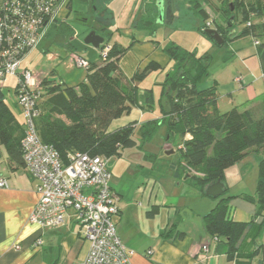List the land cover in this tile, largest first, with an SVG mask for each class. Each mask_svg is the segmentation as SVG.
<instances>
[{
	"label": "trees",
	"instance_id": "trees-1",
	"mask_svg": "<svg viewBox=\"0 0 264 264\" xmlns=\"http://www.w3.org/2000/svg\"><path fill=\"white\" fill-rule=\"evenodd\" d=\"M188 6L203 18L204 23L199 29L215 45L222 46L227 41L243 37L254 39L264 83V43L258 40L264 38V0H188ZM149 15L145 21L156 20L151 13ZM236 23L244 25L241 31H237ZM69 25L67 20L58 17L50 25L51 30L46 36L62 34L70 37L74 30ZM209 28L220 34L221 44L205 33ZM104 44L106 38L99 46L100 50ZM164 51L173 62L171 73L163 81L169 103L164 116L167 117L169 134L179 132L182 138L177 150V164L181 166V173L203 192L210 183L218 180L224 183L225 171L229 167L244 159L249 152L263 147L264 93L251 102L255 103L253 106H234L222 112L218 109L215 84L197 87L207 76L211 56L207 53L198 55L175 44L167 45ZM124 52L125 49L113 43L105 60L98 63L88 61L84 81L75 87H64V98L55 96L40 107L38 99L43 88L47 93H56L59 89L54 82L42 78L36 102L38 113L33 125L40 140L51 145L62 160L70 152L104 158L120 156V150L135 145L131 135L136 128L141 130L143 140L152 135L157 119L138 125L131 121L108 130L113 120L129 114L133 107L140 105L137 84L160 68L150 61L126 81L118 66ZM13 93L15 104L20 107L16 87ZM142 96L141 107L149 109L151 90H144ZM20 112L23 117L21 108ZM25 133L24 117L23 124L16 121L0 89V145L11 160L26 168L22 152ZM187 134L190 138L184 140ZM226 191L225 187L224 193L215 199L214 207L203 215V229L216 240L217 251L223 252L233 264H251L252 258L262 250V244L258 245L256 239L264 227V158L258 164L255 195L243 196L256 205L250 221H236L230 217V200L236 196H226ZM258 218L260 222H257ZM261 261L264 262V259Z\"/></svg>",
	"mask_w": 264,
	"mask_h": 264
},
{
	"label": "crops",
	"instance_id": "crops-1",
	"mask_svg": "<svg viewBox=\"0 0 264 264\" xmlns=\"http://www.w3.org/2000/svg\"><path fill=\"white\" fill-rule=\"evenodd\" d=\"M71 1L63 0L58 12V17L65 21H68ZM87 1L91 5V22L93 24L91 29H94L98 34L108 33L107 36H110L112 33H117L116 31L111 32L109 28L116 26V20L119 21L118 16L122 24L126 26L125 30H129L127 33H130L131 42L128 46H121L115 39L113 42L125 49L119 59L118 66L126 81H129L137 70L142 69L140 61H145L146 64L154 61L160 66V69L164 64L170 62L165 53L159 58H154L155 54H159L157 50L159 42L154 38L141 39L143 47H147L154 54L153 57L147 49H144L148 51L144 58L137 54L138 46H142L137 37L140 34L142 37H154L166 23L168 25L176 24L179 14L175 12L171 4H166L168 5L166 7L163 0H154L153 3H148L147 0ZM122 3L124 8L117 16L114 7ZM186 4L187 10L195 14L189 8L188 1ZM145 7L149 8H147L148 15ZM164 12H166L167 22L160 21L162 16L159 17V15ZM150 13L156 20L148 23L145 20L150 17ZM51 33L57 32L52 31ZM241 39L227 42L237 45ZM263 39L258 40L263 42ZM252 40L254 41L253 38ZM119 41L124 40L121 38ZM209 42L212 43V41ZM44 46L42 48H45ZM128 51L133 53L127 56ZM231 51H237L239 55H242L240 58L243 59L244 73L232 76L230 71L224 74L226 76L224 80L218 77L213 79L211 85L215 84L216 86L217 105L220 111L224 109L220 105V101L223 100V95L218 92L220 90L228 92L227 105L230 108L243 107L244 105L253 106L255 103L251 104V102L259 99L264 93L263 72L257 54V46L255 45L254 51L251 49L242 50L241 45ZM138 56L142 59L140 60ZM86 61L88 62V60ZM22 64L23 62L21 66ZM152 72L146 77H149ZM14 79L16 83V78L14 77ZM145 81L146 78L137 84L140 105L133 107L129 114L125 115L126 117L121 116L123 119L120 121L122 122L116 127L131 121L138 125L153 119L151 115L154 110L149 111L148 108L141 107L142 95L144 90H151V95L155 97L157 94L155 85H160L157 83L159 78L156 79V83L154 80L151 84L142 86L145 85ZM235 84H238V88L235 87ZM14 89L15 87L13 91ZM240 91L243 92L241 97L244 100L237 104L233 96ZM108 130L110 131V129ZM189 138L190 135L187 134L184 140ZM169 147L167 146V148ZM244 159L225 171L223 183L227 188L226 196H236L230 200V217L236 221H250L256 211V205L243 198L247 195L244 193L243 187L235 190L234 185L227 180L226 172L236 169V175L233 177H240V182H243L244 174L238 169V166ZM177 162H171L167 164V167L158 168L163 174L162 180H160L161 175L158 177L157 174H154L156 171L153 169L148 174H140L134 178L128 177L122 183L117 181V175L113 177L110 173L111 190L119 197V213L113 216L112 220L121 243L132 252L131 263L233 264V261L228 259L223 252L217 251L216 240L203 229L202 217L214 207L216 200L207 196L204 191L201 192L187 175L181 173V166L178 167ZM238 170L240 174H238ZM119 177L121 178V176ZM0 179L7 181V187H0V264H82L88 252L89 242L80 234L75 213L71 210L67 211L64 221L53 227H40L29 222V215L38 200L37 180L24 166H19L11 160L2 145H0ZM257 222H260V218L257 219ZM38 240L40 242L37 244ZM256 243L262 244V250L252 258L250 263L264 264L261 261L264 259V227L256 239ZM204 244H207V251L202 252L201 247ZM202 257L204 259H201Z\"/></svg>",
	"mask_w": 264,
	"mask_h": 264
},
{
	"label": "rangeland",
	"instance_id": "rangeland-1",
	"mask_svg": "<svg viewBox=\"0 0 264 264\" xmlns=\"http://www.w3.org/2000/svg\"><path fill=\"white\" fill-rule=\"evenodd\" d=\"M186 1L188 0H163L162 2L164 5L171 4L175 12L179 14V19L177 20L176 24L174 23L172 25H168L166 23L165 26L162 27V30L159 33H156L154 37H142L140 34V36L137 38H139L141 44V39L154 38L157 40V42H159L157 44L158 48L156 47L159 51V54H155L154 58H159L161 55L163 56L165 53V47L170 44L182 45L184 46V49L196 52L198 55H202L204 53L209 54L211 56V60L208 66L207 76L198 83V88L210 86L215 77L224 80L226 77L224 74L230 71L232 72V76L234 74L244 73L242 62L243 59L242 57L240 58L242 55H239L237 51L232 52L231 50L240 47L241 45L242 50L246 51L247 49H251L254 51L255 43L252 40V37H243L238 41L237 45H232L231 42H226L222 46H218L209 42L210 40L207 38V36L202 32L201 29H199V27H201L204 23L203 18L197 14L190 13L186 7ZM147 2L153 3L154 0H147ZM166 7H168V5H166ZM70 8L71 10L67 19L70 23L69 26L73 28L74 33L70 37L62 34H51L50 36L47 35L43 37L38 45H36V47L22 61V66H20L21 69L27 68L35 71L38 75V79L40 80H42V77L44 76L47 80L54 82L57 85V88H59L56 90V93H47L43 88L41 97L38 99V105L40 107L44 106V102L50 101L55 96H58V98H64V87H75L84 81L87 73L86 69L77 67L75 63L71 61L72 55H79L90 62H100L102 60L100 48H93L90 44H86L84 42L85 36L93 27L91 22V5L89 1L72 0ZM123 8V3L121 5L115 6V14L118 16ZM147 8L145 7L146 14L148 15ZM209 15L212 16L213 13L210 12ZM161 16L162 19H158L161 22L166 21V12H164V14L161 13L159 17ZM214 19H216V17ZM118 20V22L116 20L115 27H112L111 25L112 28H109L111 32L116 31L117 33H112L110 36H107L108 33H100V35L102 34L103 37L106 38V43L109 45H112L115 39L118 43H120L121 46H128L131 42L130 33H127L129 30H125L126 26L122 24L119 16ZM236 27L237 31H241L244 25L236 23ZM126 36L129 38L126 39ZM121 38L124 41L120 42L119 40ZM43 46L45 48H42ZM135 47L137 48V46ZM144 49L148 50V48H144L142 44V46H138L137 50V54L143 58L149 51ZM128 52L129 53L126 54L127 56L133 53L132 51ZM150 54L152 57L154 56L152 52H150ZM140 56L138 57L141 60L142 58ZM140 62L142 64L141 68L143 69V66L146 63L145 61ZM162 67V69L159 68L154 70V72H152L149 77H145V85H142L146 86L151 84V82L154 80V83H156V79L158 80L159 78L157 83L160 85H155L157 94L155 93V97L151 95V107L149 108V111L154 110L151 118L157 119L152 135L149 139L143 140L141 137V130L136 128L131 135L132 139L135 140V145L120 150L122 153L121 156H112L106 158V169L113 177L117 175V181L120 183H122L128 177L134 178L140 174H148L151 169L156 171L154 174H157L158 177L161 175L160 180H162L163 174L160 173L161 171H159L158 168L163 166L167 167V164H170L171 162H177L179 159V152L177 150L179 145L182 143V138L179 132L169 134L167 117L164 116V113L169 109V103L165 89H163V81L166 75L171 73L173 69V62L170 61L164 64ZM15 84L14 77L8 76L3 81L0 89L4 93L5 101L12 110L16 121L19 124H23V117L21 112L19 113L20 107L15 105V95L13 94V88L15 87ZM235 87L238 88V84H235ZM157 88H159V90H157ZM218 92L220 95H223V100L220 101L221 108H224L221 110L223 112L230 108V106L227 105L228 92H223L221 90ZM236 93L237 94H235L233 98L236 99L237 104H240V102L244 100L241 97L243 92L240 91ZM122 117L126 116L124 115ZM122 117H120V119L117 118L113 120L109 126V129L111 130L119 125V123L122 122L120 121L123 119ZM167 136H169V139ZM167 146L170 147L167 148ZM170 150H173L174 153H167V151ZM263 158L264 145L259 150L255 152H249L246 155L245 159L240 164L242 167L240 165L238 166V169L244 174L243 182H240V177H233L236 175V169H231L226 172L227 180L230 182V184L234 185L233 187L235 190H237V188L243 187L245 194L251 196L255 195L256 182L258 178V164ZM239 170L238 174H240ZM118 175L121 176V178ZM234 188L232 189L234 190Z\"/></svg>",
	"mask_w": 264,
	"mask_h": 264
},
{
	"label": "built area",
	"instance_id": "built-area-1",
	"mask_svg": "<svg viewBox=\"0 0 264 264\" xmlns=\"http://www.w3.org/2000/svg\"><path fill=\"white\" fill-rule=\"evenodd\" d=\"M62 4L63 0L0 1V86L8 76L16 78V99L26 123L23 159L37 180L38 200L28 221L40 227L57 226L71 210L80 234L89 242L82 264H132V252L121 243L112 220L119 213V197L111 190L106 158L70 152L62 160L51 145L40 140L33 125L41 80L35 71L20 65L46 36ZM110 49L111 45L104 44L102 60ZM71 61L77 67H88L79 55H72ZM0 187H7L5 179H0ZM201 250L207 251V244Z\"/></svg>",
	"mask_w": 264,
	"mask_h": 264
},
{
	"label": "water",
	"instance_id": "water-1",
	"mask_svg": "<svg viewBox=\"0 0 264 264\" xmlns=\"http://www.w3.org/2000/svg\"><path fill=\"white\" fill-rule=\"evenodd\" d=\"M205 33L207 35H210L216 43L221 44L223 42L220 34L216 30L207 29L205 30ZM84 42L86 44H90L94 48H99V46L104 42V37L98 34L94 29H91L88 32V34L85 36ZM173 152H174L173 150L167 151V153H173ZM224 190L225 187L223 182L218 180L216 182L208 184L204 189V193L207 196L216 199L224 193Z\"/></svg>",
	"mask_w": 264,
	"mask_h": 264
}]
</instances>
